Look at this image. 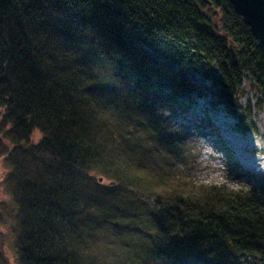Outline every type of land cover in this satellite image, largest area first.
Instances as JSON below:
<instances>
[{"label": "trees", "instance_id": "16d2710c", "mask_svg": "<svg viewBox=\"0 0 264 264\" xmlns=\"http://www.w3.org/2000/svg\"><path fill=\"white\" fill-rule=\"evenodd\" d=\"M183 64L215 65L219 105L238 99L244 73L264 97V55L227 0H0V157L18 264H83L113 212L133 219L142 264H264V183L201 184L126 157L184 155L186 133L162 116L194 102Z\"/></svg>", "mask_w": 264, "mask_h": 264}, {"label": "rangeland", "instance_id": "374dc122", "mask_svg": "<svg viewBox=\"0 0 264 264\" xmlns=\"http://www.w3.org/2000/svg\"><path fill=\"white\" fill-rule=\"evenodd\" d=\"M176 72L194 84L197 92L192 96L194 101L186 113H172L169 107H176L175 104L166 107L162 115L174 127L177 132L186 133L184 155L174 158L168 153L154 149L151 151V158L143 155L142 159L133 154L128 149L126 157L130 161L137 158L139 163H146L161 170L178 176H185L192 181L201 184H221L227 183L234 189H239L249 180L256 184L264 183V169L262 167L251 168L250 171L243 169L238 164V150L234 143L230 142L225 148L218 142L211 132L210 120L214 115H224L225 128L219 126L220 131L241 140L251 139L257 143L260 152H243V154L255 160L264 161V97L253 87L252 80L247 73L243 74L241 87L238 92V99H233L227 105H219L217 91L212 79H218L219 75L215 65L207 67L203 64L189 66L183 64L176 68ZM209 77V79H208ZM162 86H158L154 91L158 95H164ZM200 96V97H198ZM222 111V112H220ZM110 116V111L107 112ZM240 123V124H239ZM244 125L245 132L240 131V126ZM130 129V128H128ZM130 144H140L142 148L151 147L148 135L145 133L135 134L131 138ZM40 133L34 131L32 140L37 142ZM3 144L6 141L3 140ZM248 145H250L248 143ZM226 150L229 159L226 158ZM148 155V154H146ZM5 156L0 157V264H18L15 252V220L16 209L11 196L6 192L4 181L7 173ZM168 162V164H164ZM232 166L236 178L229 179L228 167ZM100 178V176L96 177ZM108 179L103 180L102 185L107 186ZM121 186V185H120ZM112 187H118L115 183ZM119 188V187H118ZM120 187L119 190H122ZM128 189L125 187L124 192ZM132 218H126L123 214L113 212L110 217L99 220V225L91 234V238L84 248L85 259L83 264H142L134 255L135 244L131 243L133 235L127 229V225ZM133 240V239H132ZM134 241V240H133ZM133 249V250H131Z\"/></svg>", "mask_w": 264, "mask_h": 264}, {"label": "water", "instance_id": "95a60500", "mask_svg": "<svg viewBox=\"0 0 264 264\" xmlns=\"http://www.w3.org/2000/svg\"><path fill=\"white\" fill-rule=\"evenodd\" d=\"M227 1L232 5L235 13L241 17L244 25L249 28L264 55V0ZM98 182L102 183L103 178L100 177ZM109 185L113 186L115 182H110Z\"/></svg>", "mask_w": 264, "mask_h": 264}, {"label": "bare ground", "instance_id": "6f19581e", "mask_svg": "<svg viewBox=\"0 0 264 264\" xmlns=\"http://www.w3.org/2000/svg\"><path fill=\"white\" fill-rule=\"evenodd\" d=\"M222 112V111H220ZM224 115H214L210 120H208L209 124L211 125V132L217 138L218 142L225 146V148L229 145L230 142L234 143L238 150V164L241 168L246 169L247 171L251 172L250 169L254 167H262L264 169V161L263 160H255L246 157L243 152H260L257 143L254 140L246 139V140H239L238 138L234 137L233 135H229L225 131L222 133L219 129V126L225 128V124L227 122L224 121ZM248 143L250 145H248Z\"/></svg>", "mask_w": 264, "mask_h": 264}]
</instances>
